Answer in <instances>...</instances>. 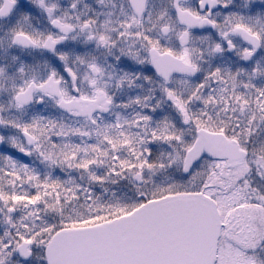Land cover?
<instances>
[{
	"label": "snow or ice",
	"instance_id": "obj_1",
	"mask_svg": "<svg viewBox=\"0 0 264 264\" xmlns=\"http://www.w3.org/2000/svg\"><path fill=\"white\" fill-rule=\"evenodd\" d=\"M0 264H264V0H0Z\"/></svg>",
	"mask_w": 264,
	"mask_h": 264
}]
</instances>
